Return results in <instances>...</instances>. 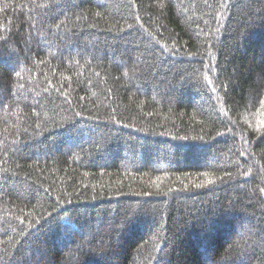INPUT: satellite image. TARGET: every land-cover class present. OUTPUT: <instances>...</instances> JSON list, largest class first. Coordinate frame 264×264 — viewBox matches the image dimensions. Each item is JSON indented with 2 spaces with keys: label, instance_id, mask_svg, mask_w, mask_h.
<instances>
[{
  "label": "trees",
  "instance_id": "obj_1",
  "mask_svg": "<svg viewBox=\"0 0 264 264\" xmlns=\"http://www.w3.org/2000/svg\"><path fill=\"white\" fill-rule=\"evenodd\" d=\"M262 189L264 0H0V264H264Z\"/></svg>",
  "mask_w": 264,
  "mask_h": 264
},
{
  "label": "snow or ice",
  "instance_id": "obj_2",
  "mask_svg": "<svg viewBox=\"0 0 264 264\" xmlns=\"http://www.w3.org/2000/svg\"><path fill=\"white\" fill-rule=\"evenodd\" d=\"M224 114L227 115L226 112H225ZM233 123H235V121H233ZM228 131L231 132V131H233V130H232L231 128H229ZM217 135H218V136H220V135H224V133L218 132ZM240 138H241V140L243 141V143H244L245 145L248 144V140H247V138L243 135V131H241ZM240 155H241V156H245V155H246V152H245V151H241V152H240ZM226 175H227V173H226ZM245 175H247V173H245ZM217 179H219V178H217ZM208 183H209V184L213 183V180H212V179H209V180H208ZM199 186H200V185H198V187H199ZM262 191H264V189H262Z\"/></svg>",
  "mask_w": 264,
  "mask_h": 264
}]
</instances>
